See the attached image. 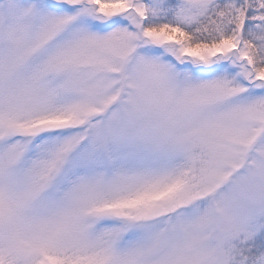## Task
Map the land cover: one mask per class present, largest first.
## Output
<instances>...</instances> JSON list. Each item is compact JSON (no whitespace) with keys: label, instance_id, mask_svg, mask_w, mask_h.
<instances>
[{"label":"snow or ice","instance_id":"1","mask_svg":"<svg viewBox=\"0 0 264 264\" xmlns=\"http://www.w3.org/2000/svg\"><path fill=\"white\" fill-rule=\"evenodd\" d=\"M0 264H264V0H0Z\"/></svg>","mask_w":264,"mask_h":264}]
</instances>
